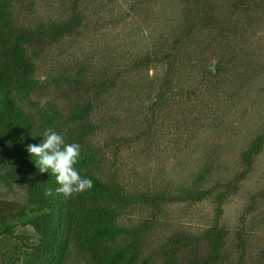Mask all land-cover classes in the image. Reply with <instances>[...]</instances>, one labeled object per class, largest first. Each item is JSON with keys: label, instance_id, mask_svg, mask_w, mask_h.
I'll list each match as a JSON object with an SVG mask.
<instances>
[{"label": "trees", "instance_id": "obj_1", "mask_svg": "<svg viewBox=\"0 0 264 264\" xmlns=\"http://www.w3.org/2000/svg\"><path fill=\"white\" fill-rule=\"evenodd\" d=\"M141 15L154 27L141 44L120 42L96 62L82 53L106 21ZM261 20L264 0H0V183L22 187L35 213L33 235L11 225L0 236L28 250L25 264H264L256 200L235 226L224 221L264 152ZM47 129L80 145L74 167L90 190L65 198L36 167L26 146ZM203 130L213 146L186 180L132 186L121 173L123 148L140 161L163 151L160 167ZM205 201L213 217L200 231L170 218L171 205Z\"/></svg>", "mask_w": 264, "mask_h": 264}, {"label": "rangeland", "instance_id": "obj_2", "mask_svg": "<svg viewBox=\"0 0 264 264\" xmlns=\"http://www.w3.org/2000/svg\"><path fill=\"white\" fill-rule=\"evenodd\" d=\"M107 22L103 31L94 36L93 42L91 38L87 39L89 45L82 52L90 58H94L95 62L108 57L113 46L118 43L132 40L135 41L134 44L139 45L141 44V38H150L149 36L154 32L151 22L149 21V23L143 15L128 16L122 23L115 22L108 25ZM261 23V27H257L256 30H258V36L264 37V20H261ZM260 124L261 120L253 121L250 125L241 128L240 136L235 139L234 144L228 149L227 155L230 158H235L238 155L240 150L245 147L251 133L258 130ZM200 133L188 149H182L177 154L173 153L170 155L171 157L165 158L160 167L158 166L159 158L165 155L163 151L159 153L157 150L156 155L149 161H140L137 160L135 151L123 148V157L120 160L121 173L127 175L124 177L132 186L148 184L155 187L162 186L167 182L178 183L186 180L187 177L197 171L203 156L213 146L215 134L211 130H203ZM108 155L110 156L111 152ZM229 160L231 161L229 163L233 166V159ZM109 167L108 165L107 169ZM136 169L137 171H135ZM139 172L144 173L143 178ZM254 199L257 204L254 215H257L258 212L261 214L264 210V152L259 156L255 169L249 178L243 182L239 192L232 196L226 204L225 223L235 226L240 216L246 211V207L254 202ZM33 210V206L25 202L22 187L0 183V231L6 226L13 225L17 234L22 236L33 235L34 230L29 225H25L26 221L35 215V213H32ZM169 212L173 221H181L185 225L190 224L195 231H200L212 220L213 204L211 201L195 205L177 203V205L169 207ZM126 216L130 219L135 218L137 215L136 212L135 214L127 212ZM250 218L252 219L253 215ZM257 229L258 235H264L263 225L257 227ZM27 253L28 250L16 238L6 235L0 236V264H25Z\"/></svg>", "mask_w": 264, "mask_h": 264}, {"label": "clouds", "instance_id": "obj_3", "mask_svg": "<svg viewBox=\"0 0 264 264\" xmlns=\"http://www.w3.org/2000/svg\"><path fill=\"white\" fill-rule=\"evenodd\" d=\"M43 140L39 144H29L26 150L36 157L35 164L41 173L49 171L55 176L58 187L57 194L65 198L71 197L93 186L92 180L81 177L74 167L78 162L81 147L78 143H65L62 134L51 129L43 132ZM53 190L47 189L45 195L51 196Z\"/></svg>", "mask_w": 264, "mask_h": 264}]
</instances>
